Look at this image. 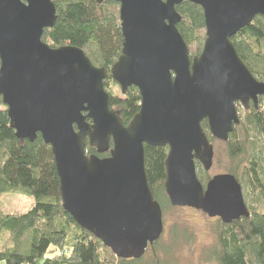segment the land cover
<instances>
[{
    "label": "water",
    "instance_id": "1",
    "mask_svg": "<svg viewBox=\"0 0 264 264\" xmlns=\"http://www.w3.org/2000/svg\"><path fill=\"white\" fill-rule=\"evenodd\" d=\"M116 1L123 49L111 76L123 94L135 87L142 99L128 127L111 109L108 70L79 48L43 42L57 23L54 0H0V97L17 139L40 135L51 146L64 210L116 258L140 260L164 232L145 146L169 148L165 191L172 207L225 225L250 217L235 176H214L204 188L197 163L207 173L214 164L203 122L227 143L240 124L237 107L258 108L264 98V82L232 41L264 17V0ZM185 2L202 8L206 26L204 50L193 60L178 30L177 7ZM87 141L97 155L89 156Z\"/></svg>",
    "mask_w": 264,
    "mask_h": 264
},
{
    "label": "trees",
    "instance_id": "2",
    "mask_svg": "<svg viewBox=\"0 0 264 264\" xmlns=\"http://www.w3.org/2000/svg\"><path fill=\"white\" fill-rule=\"evenodd\" d=\"M55 3L57 23L53 29L44 32L43 42L51 48H79L95 67L107 69L109 75L104 85L110 95L111 109L119 112L123 124L128 127L139 114L142 99L135 87L123 94L111 76V69L123 49L119 3L116 0H105L102 4L96 0H59ZM177 12L182 17L178 30L193 60L202 54L207 39L204 12L189 2L178 6ZM232 41L250 72L259 82H264V17H256ZM114 88L118 89L117 93ZM263 106L264 98H261L258 108L251 105L250 110H244V119L226 143L233 160L245 156L230 174L250 193V197L244 196L250 217L229 225L219 220L218 247L212 252L218 264H264ZM202 128L212 143L214 138L206 121ZM144 148L150 189L165 210L164 203L170 204L165 191L169 148ZM87 151L89 156L97 155L88 141ZM100 157L106 158L109 154ZM197 170L198 178L206 188L211 178L198 163ZM3 195L26 196L34 200V205L23 215L5 213L0 207V263L144 264L142 259L116 258L112 250L82 229L64 210L51 146L45 144L40 135L34 142L17 139L10 126L7 107L1 103L0 198Z\"/></svg>",
    "mask_w": 264,
    "mask_h": 264
},
{
    "label": "rangeland",
    "instance_id": "3",
    "mask_svg": "<svg viewBox=\"0 0 264 264\" xmlns=\"http://www.w3.org/2000/svg\"><path fill=\"white\" fill-rule=\"evenodd\" d=\"M59 1V0H54ZM118 11L120 7L118 6ZM118 89L114 88L117 93ZM2 103L0 97V104ZM264 107V106H263ZM2 108V106H1ZM240 120L244 119V108L237 107ZM264 111V108H263ZM215 150L214 164L208 175L210 178L230 174L235 165L245 156L232 159L226 143L215 140L212 142ZM243 195L250 197L245 186ZM249 200V199H248ZM250 202V200H249ZM251 203V202H250ZM34 205L32 198L22 195H3L0 207L5 213L23 215ZM163 211L164 232L156 246H150L144 257V264H218L212 257V252L218 247V219H210L200 211L189 208H175L170 204ZM6 264V263H0Z\"/></svg>",
    "mask_w": 264,
    "mask_h": 264
},
{
    "label": "flooded vegetation",
    "instance_id": "4",
    "mask_svg": "<svg viewBox=\"0 0 264 264\" xmlns=\"http://www.w3.org/2000/svg\"><path fill=\"white\" fill-rule=\"evenodd\" d=\"M261 99V98H260ZM251 105H253V103L250 104V108H251ZM250 108L248 110H250Z\"/></svg>",
    "mask_w": 264,
    "mask_h": 264
}]
</instances>
